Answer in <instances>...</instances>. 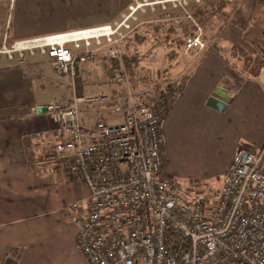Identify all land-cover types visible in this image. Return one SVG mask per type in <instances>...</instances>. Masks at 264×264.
I'll list each match as a JSON object with an SVG mask.
<instances>
[{
    "label": "crops",
    "instance_id": "1",
    "mask_svg": "<svg viewBox=\"0 0 264 264\" xmlns=\"http://www.w3.org/2000/svg\"><path fill=\"white\" fill-rule=\"evenodd\" d=\"M143 1L0 0V41L22 43L110 24L120 18L123 9ZM146 1L152 4L145 9H198L213 0H181L187 4L181 7L172 0ZM231 3L222 0L216 9H228ZM243 7L244 4L232 13V19L226 18L229 25L223 23L220 27L221 34L215 38L213 48L203 52L189 70L184 87L163 116L161 151L163 174L168 179L219 177L227 173L239 149L259 155L264 168V90L260 79L264 52L256 53L255 41L249 42L255 35L248 36L257 29V9ZM38 9L44 13L48 9H65V15H54L58 20L52 22ZM263 11L260 10L262 15ZM92 22L97 24L90 25ZM257 25L264 30V20ZM229 27L230 38L225 35ZM261 35L264 36V31ZM245 45L249 48H243ZM255 53L259 55L256 67L246 64L242 67L245 58L251 59ZM21 57L17 54L0 57V264H44L51 252L61 249L62 227L77 236V229L63 210L86 195L82 182L66 179V172L63 180L54 179L49 164L42 160L47 147L60 141L58 125L49 111L36 112L37 108H49L56 103L47 98V77L43 70L46 61L52 65L51 61L38 50L33 54L26 50ZM106 61L79 66L74 79L59 75L76 83L73 98L85 97L82 94L85 85H99L103 89L94 97L111 91H107L112 84L107 72L110 64ZM90 78L96 80L91 83ZM219 87L229 92V102L223 111L207 105ZM110 101L113 102L112 96ZM102 107L93 108L97 116ZM113 120L121 122L120 117L106 116V121ZM93 123L87 120L83 125L90 127ZM68 165L66 159L56 163L63 168Z\"/></svg>",
    "mask_w": 264,
    "mask_h": 264
},
{
    "label": "built area",
    "instance_id": "2",
    "mask_svg": "<svg viewBox=\"0 0 264 264\" xmlns=\"http://www.w3.org/2000/svg\"><path fill=\"white\" fill-rule=\"evenodd\" d=\"M181 2V0H172ZM152 3L130 6L110 24L16 43L11 53L39 51L58 75L76 77L79 66L97 60L115 61L112 82L125 85L127 104L103 114L120 123L98 119L83 125V102L110 96L73 98L53 103L49 113L58 125L60 141L54 155L74 166L89 193L63 210L77 229L76 241L90 264H264V168L259 155L239 149L223 177L218 198L183 199L163 174L162 110L175 81L158 91L150 104L151 88L135 93L123 55L139 18ZM186 19L192 15L187 9ZM192 57L212 45L195 25L182 41ZM264 90V72L260 74ZM164 94V98H163ZM171 97V96H170Z\"/></svg>",
    "mask_w": 264,
    "mask_h": 264
},
{
    "label": "rangeland",
    "instance_id": "3",
    "mask_svg": "<svg viewBox=\"0 0 264 264\" xmlns=\"http://www.w3.org/2000/svg\"><path fill=\"white\" fill-rule=\"evenodd\" d=\"M187 2V1H186ZM232 6H230L228 9H211L212 13L210 15L205 14L203 22H198L194 16L193 11L194 9H187L186 7L178 9H142L143 12H140L139 18L141 21V25L137 28L136 31H134L132 35V40L130 41V52L129 55L132 57H137L138 59V72H136V82L141 86H146L147 88H154V85L158 82L159 77L161 78L162 75L165 74V72L169 73V68L171 66L174 67L175 71H178L179 68H185L188 70L190 75V69H192L196 62L199 60L198 58L203 54L201 52L198 56L194 55L192 57H187L184 55L183 52L180 51L179 45L182 44V41L184 40V33L186 31H192L193 27L195 25L201 26L203 35L205 39L207 40V43L212 45L215 43V38L219 36L221 33H219L220 27L223 25V23L226 25H229V21H227L226 18H231L233 16V12L237 11L242 4H244L243 9H257L255 13V21H256V27L257 29L249 33L248 36L255 35L252 40H249L250 43L255 41L256 47L260 50H258L255 46L256 53H262L264 52V36L261 34L264 30L260 26L257 25V22H260L261 20H264V13H260V10L264 9V3L263 0H231ZM180 3L178 6H184L186 3L184 1L176 2ZM172 4V3H171ZM187 5V4H186ZM259 5V6H258ZM203 7V6H202ZM183 9H187L190 14L192 15L191 19H186L185 11ZM242 9V8H241ZM49 12H42L43 9H38L42 14L47 15L48 19L50 21L55 22L58 19L54 18V15H65V9H48ZM69 11V9H67ZM122 10V9H121ZM127 11V9H123L122 12H119L120 14ZM264 12V11H263ZM233 13V14H232ZM254 13H252L253 16ZM261 14V15H260ZM51 15V18H50ZM94 17V16H93ZM120 17V16H119ZM92 18V17H91ZM60 20V19H59ZM58 22V21H57ZM97 23H90V25H94ZM90 27V26H89ZM230 29H227L225 31V35L230 38L231 37V27ZM233 29V28H232ZM237 34V33H236ZM172 47L169 48L168 43ZM15 43H9L8 41L1 40L0 41V57L2 55L9 54L2 53L5 52V50H12ZM243 48L247 49L248 46H243ZM177 51V52H176ZM261 51V52H260ZM29 52V51H28ZM252 57L251 59L248 57L244 60V65H241L242 67H245L246 65H251L253 69L256 67V64L258 62L259 55ZM19 55L17 53H11V57L13 55ZM39 54V53H38ZM185 57V59L183 58ZM252 60V61H250ZM104 62V61H103ZM106 63H108L106 61ZM43 70L45 72V75L47 77V83H46V93L47 98L49 101L52 102H59L63 99H71L73 100V89L76 91V83H72L70 78L68 76L62 77L56 74L54 71V68L52 65H50L49 61H46L45 65L43 66ZM171 71L173 75H176L177 72ZM95 73L98 71L97 69L94 70ZM77 73V71H76ZM77 75V74H76ZM104 75V74H103ZM85 79H88L87 76H85ZM105 78H103L104 80ZM96 79L90 78L89 82H94ZM87 81V82H88ZM79 86V85H78ZM80 87V86H79ZM80 90V89H79ZM83 95L85 98H94V95L96 92L100 90H103L99 87V85H90V86H82ZM106 90V88H104ZM111 90V91H109ZM109 91V92H107ZM107 93H103V95L98 96L99 98L102 96H112L113 88L108 87ZM181 91V90H180ZM156 96H158L156 94ZM173 96V95H171ZM82 98V97H80ZM164 98V94H163ZM109 102H104L101 99H98L97 101L93 102H83L80 106V118L83 120L85 124H87V120L90 122H95L98 119L102 118L106 120L105 115L103 114L104 111L108 109L109 105H113L114 101L109 104ZM102 105L103 109L98 112L99 116H97V113L93 111V108L97 109L96 106ZM166 105V104H165ZM94 106V107H93ZM170 106V105H169ZM166 107V109L169 108ZM85 111V114L82 113ZM162 116V120H163ZM111 123L119 122L117 120L110 121ZM168 132V131H166ZM170 133V132H169ZM161 138V150H162V137ZM53 145H50L45 150V153L42 157V160L49 164V168H51V172L53 173V178L55 179H62L65 177L66 179H70L72 181H79L77 172L74 170L73 166L68 165L66 168L56 166L57 162H60V159L62 157L54 155ZM47 160L49 162H47ZM66 172L67 175L63 177V174ZM58 173V174H57ZM54 174L57 176H54ZM225 174V173H224ZM224 174L220 175L219 177L211 178V179H175V178H169L173 185L177 188V193L181 194L184 193L185 195L182 196L183 199H189L192 200L197 196L205 198L209 202H214L218 195L220 194V191L222 190L223 185V177ZM59 176V177H58ZM63 177V178H62ZM84 188V196L88 195L89 189L87 185L82 182ZM86 190V191H85ZM73 225V224H72ZM75 226V225H74ZM76 228V227H75ZM62 232L64 234V237L62 238V244L60 250H56L51 252L47 258L44 261V264H90L87 257L84 255L82 250L79 248L75 232L71 233L67 230H65V227H62Z\"/></svg>",
    "mask_w": 264,
    "mask_h": 264
},
{
    "label": "trees",
    "instance_id": "4",
    "mask_svg": "<svg viewBox=\"0 0 264 264\" xmlns=\"http://www.w3.org/2000/svg\"><path fill=\"white\" fill-rule=\"evenodd\" d=\"M220 3H222V0H213L210 3L206 4L205 6H203L202 8H198V9H194L193 11V16L194 18L198 21V22H203L204 16L205 14L210 15V13H212L211 9H216V7L220 5ZM232 5V4H231ZM220 9V8H219ZM221 10V9H220ZM189 31H186L184 33V36L186 37ZM184 37V38H185ZM132 40V38L130 37L129 42L125 48V52L123 55V60H124V65L125 68L129 74L130 77V86L133 90V92L135 93L136 91H138L141 88H145L141 87L137 82L134 76H136V72H138V59L137 57H132L131 55H129L130 52V41ZM172 43V41H170V43H168L169 48L172 49V47L170 46V44ZM181 52L184 53V55L186 56V53L184 51V47L183 45H179V48ZM210 50V49H207ZM205 50V52L207 51ZM177 52V51H176ZM188 57V56H187ZM185 59V57H183ZM110 64L109 70L107 72H109V75L111 77V72L112 69L116 66L115 61H111V60H107ZM172 67V71L174 70V67ZM171 67L169 68V73L165 72L164 75L161 76V78L159 77L158 82L154 85V88H151V94H150V104L151 106L156 109L155 104H157L158 102H160V99H158L159 95H158V91L163 88L167 83H169L170 81H175V85H174V94L173 96H171V94L169 95V97L167 99H165L167 101L166 105H165V109L162 110V116L165 115L167 109L166 107H168L173 98H175V96L180 92V90L184 87L188 76H189V72L187 69L182 68L181 70H178V72L176 73V75L172 74L171 71ZM111 87L113 88V92H112V99L114 101V104L116 105H124L127 104V90L125 85H116L112 82V77H111ZM156 94L158 96H156ZM171 96V97H170ZM110 108H112V106L110 105Z\"/></svg>",
    "mask_w": 264,
    "mask_h": 264
},
{
    "label": "water",
    "instance_id": "5",
    "mask_svg": "<svg viewBox=\"0 0 264 264\" xmlns=\"http://www.w3.org/2000/svg\"><path fill=\"white\" fill-rule=\"evenodd\" d=\"M229 102V92L222 88H217L213 95L207 101V105L217 111H223ZM49 108L41 107L37 108V113H44L47 112Z\"/></svg>",
    "mask_w": 264,
    "mask_h": 264
}]
</instances>
